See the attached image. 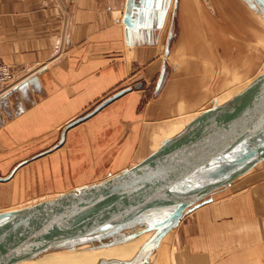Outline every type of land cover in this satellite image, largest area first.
Wrapping results in <instances>:
<instances>
[{"label": "crops", "instance_id": "obj_1", "mask_svg": "<svg viewBox=\"0 0 264 264\" xmlns=\"http://www.w3.org/2000/svg\"><path fill=\"white\" fill-rule=\"evenodd\" d=\"M254 13L246 0H0V58L18 77L0 97V175L38 155L15 175L33 173L39 188H60L136 164L154 150L144 124L203 106L217 56L249 54ZM140 82L144 89L69 128L61 147L41 155L67 124ZM262 164L261 177L251 176L260 182L186 218L187 250L176 264H264ZM149 257L147 264H174L169 254Z\"/></svg>", "mask_w": 264, "mask_h": 264}, {"label": "water", "instance_id": "obj_2", "mask_svg": "<svg viewBox=\"0 0 264 264\" xmlns=\"http://www.w3.org/2000/svg\"><path fill=\"white\" fill-rule=\"evenodd\" d=\"M169 53V47L166 54ZM145 82L125 87L87 114L67 124L59 142L41 155L61 147L69 128ZM38 155L21 161L0 181ZM264 161V72L223 104L208 108L177 136L134 165L110 170L57 195L16 210L0 212V264H20L72 241L123 226L154 209L173 207L162 221L138 230L136 236L158 230L160 241L202 198L245 176ZM212 181L189 191L185 183ZM121 264L101 260L99 264ZM131 264V263H127Z\"/></svg>", "mask_w": 264, "mask_h": 264}, {"label": "rangeland", "instance_id": "obj_3", "mask_svg": "<svg viewBox=\"0 0 264 264\" xmlns=\"http://www.w3.org/2000/svg\"><path fill=\"white\" fill-rule=\"evenodd\" d=\"M246 1L248 2L249 6L254 9V12H255L253 15L255 27L254 25L253 27H250L248 25L250 28H252L254 32V36L251 38V40L248 39V41L250 42L252 46L250 48L249 54L247 51L245 52L244 50L242 53H239L240 55L236 53L234 54L236 56L234 55L231 56V54L234 51L232 50L230 55L223 53V54H220V56H217L216 61H214V72H206V93L203 96L204 104H202L203 106H198V108L189 109L190 111H185V112H191V114L182 115V111H180L179 109L180 116H178L177 118L174 117L173 120L159 122L157 124L155 123L152 125V128L150 129H147V126L149 124H144L143 131L145 129L146 133L147 131L149 132L147 133L148 143H149V140L152 138L151 147H153L155 150H157V147L158 149L161 147V145L164 143V140L171 139L177 134H179V133L174 134V133L168 132V128L171 127L172 124L184 123L192 115H193V120H195L198 116H200L208 108H213L215 106L221 105L226 100L234 96L235 94L241 92L257 76H259L260 74L264 72V0H246ZM239 4L244 5L242 1H239ZM244 26L245 25L242 24L243 28H245ZM239 27L241 28L240 23H239ZM240 31L241 30L238 31V35ZM237 39H239V41L241 42H245V39L241 38L240 35L238 36ZM248 41L247 43H249ZM227 57H231L232 59L233 57H239V60L237 61V63L234 60L233 61L231 60L232 62L226 61L225 59ZM164 59L165 58H163V60ZM168 62L169 64L174 63V61L171 58H169ZM232 63L236 64V69H231L233 66H235V64L232 65ZM226 72H229L228 75H226L227 74ZM172 73H175V75L177 74V72H170V74ZM173 79H174L173 83L176 84L177 82L176 76ZM152 152H150L149 154H151ZM148 155L144 156L142 159H144ZM262 166L263 164L260 163L252 171H250L245 176L239 178L237 181L233 182L231 185H228L222 189H219L216 192L210 195H207L206 197L196 202L191 207L192 209H189L184 213V216L177 222V224L169 231V233L158 244L155 243L154 245H151V244L148 245V241L151 240L158 233L159 229L146 232L138 236H136V234L129 235L130 238L128 239H125L124 237L118 241L116 240L115 245L121 246L130 241L135 240L136 238L138 239L145 235L146 236L149 235V238L146 239L147 241L141 244L143 246L144 244L146 245L147 243V246H149V247H146L147 250H143L145 245L144 247L140 246L138 251L132 258L121 260V262L123 263L127 262L131 264H147L150 259L149 256L154 255V261L166 260L167 254H169L170 259L171 261H173L174 264H176V262H179V259H183L182 253H183L184 247H185V250H187V244L185 246L184 244L185 240L183 239L184 238L183 224L185 223L186 218H188L191 215V213H193L197 209H200V211H203V210L213 211L215 205L220 204L224 201H228L230 196L234 194L236 190L241 189L245 186L252 187L255 183L260 182L262 178L258 179L255 177V179H257L255 180L254 178L252 179L251 176L252 174L256 173L258 174L257 176H259L260 178L262 173L261 174L258 173V170H261ZM29 174L30 173L26 174V178L23 179L21 173H17L12 181H7L6 183H4V181H0V212L5 211V210H15V209L26 207L30 204L39 202L40 200H44L48 197H51L52 195L59 194L60 192L73 187L71 186L72 183L67 181L65 186L60 187V188H45V187L39 188L38 187L39 182H38V178L36 174L34 175L33 173H31V176ZM216 178L217 176L214 178H204V179L196 180L194 183H185L182 185L181 190L185 192V191L195 189ZM63 185H64V182H63ZM67 186L69 187L67 188ZM255 187L256 186H254L253 188ZM255 195H258V194H255ZM172 210H173V207H166L163 209L150 210L148 212H145L140 217H138L135 220L136 224L139 223V221L141 223H145V226L143 225L140 228V229H143L147 225L149 226L151 223L160 222L161 218L162 220H164L172 212ZM131 223L132 222L125 224L123 226L112 227L111 229L113 230L104 232L100 234V236H95L97 237L96 238L97 240L98 238L102 240L104 239L103 242H101L102 245L100 243L95 246L97 247L106 246L107 244L110 243L108 241L107 243L105 242L106 238L108 240L109 238L115 237V235L120 230H123L124 228H128V226H130ZM111 233L112 235H109ZM82 240L84 241V239ZM78 241L79 240H77V242L73 241L74 243L71 242L55 250H58L64 253L65 251L67 252L71 250L72 248L78 247V245L79 247H82L83 245L81 244V242H78ZM90 247L88 249H90ZM53 251L54 250H52V252ZM122 252L124 253V251ZM126 255L127 254H125V256ZM106 260L109 262L111 261V259L109 258ZM109 264H112V263H109Z\"/></svg>", "mask_w": 264, "mask_h": 264}, {"label": "bare ground", "instance_id": "obj_4", "mask_svg": "<svg viewBox=\"0 0 264 264\" xmlns=\"http://www.w3.org/2000/svg\"><path fill=\"white\" fill-rule=\"evenodd\" d=\"M226 73H227L226 75H228L229 72H226ZM202 78H203V75H202ZM193 99H195V98H193ZM180 111H182V115L183 114H185V115L186 114H191V112H185V111H190L187 108H182V109H180ZM192 121H193V115L184 123H174V124H172L171 127L168 128V132L169 133L171 132V133H174V134L175 133H179L180 134L182 131H184L187 128V126ZM181 125H182V127H181ZM157 134H158V132H157ZM157 140H158V138H157ZM165 141L166 140H164V142ZM157 149H158V147H157ZM159 219H160V217H159ZM135 220L131 221L132 223L130 224V226H128V228H124L123 230H120L115 235V237L109 238L108 240L106 238L105 242L106 243H107V241L110 242L106 246H103V247L95 246V245L100 244L104 240V239L102 240V239H99V238L97 240L96 239L97 237H95V236H100V234H102L104 232L96 233V234H93V235H89L88 237L78 239L79 240L78 242H81V244L83 245V246L81 245L82 247H79V245H78V247L72 248L71 250H69L67 252L65 251L64 253H62L61 251L52 249V250H54L53 252H52V250H49V251L41 254L39 257H37L34 260L22 262L20 264H98L101 260H106L108 258L111 259V260H119V261L125 260V259H130L136 254V252L138 251L140 246L144 247L145 244L143 246L141 244H143V243H145L147 241L146 239L149 238V235H147V236L145 235V236H143L141 238H138V239L134 238L135 240L130 241V242H128V243H126L124 245H121V246H118V245H115V244H116V240L118 241V240H120V239H122L124 237H125V239H128V238H130L129 235L135 234L136 231L139 230L143 225L145 226V223H141L140 221H139V223L136 224ZM161 220H162V218L160 219V221ZM154 223H151V224H154ZM119 229H121V228H119ZM111 230H113V229H111ZM109 235H112V233L109 234ZM90 237H92V238H90ZM103 237H101V238H103ZM82 239H84V241ZM111 241H113V242H111ZM72 243H74V242L72 241ZM150 244L151 245L153 244L151 242V240L148 241V245H150ZM101 245H102V243H101ZM90 246H92V247H90ZM89 247H90V249H88ZM146 247H149V246H147V243H146L145 247L143 248V250H147ZM58 248H56V249H58ZM122 251H124V253L127 254V255L125 256V254Z\"/></svg>", "mask_w": 264, "mask_h": 264}, {"label": "built area", "instance_id": "obj_5", "mask_svg": "<svg viewBox=\"0 0 264 264\" xmlns=\"http://www.w3.org/2000/svg\"><path fill=\"white\" fill-rule=\"evenodd\" d=\"M17 72L0 58V97L17 84Z\"/></svg>", "mask_w": 264, "mask_h": 264}]
</instances>
